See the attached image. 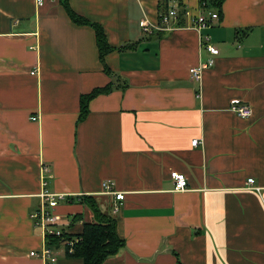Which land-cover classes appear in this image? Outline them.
Segmentation results:
<instances>
[{
	"label": "crops",
	"instance_id": "crops-1",
	"mask_svg": "<svg viewBox=\"0 0 264 264\" xmlns=\"http://www.w3.org/2000/svg\"><path fill=\"white\" fill-rule=\"evenodd\" d=\"M68 1L105 29L111 75L94 28L75 23L63 0H0V264H45L30 254L45 245L31 219L45 189L95 197L112 215L119 205L126 248L103 264H264V0H225L200 32L185 17L152 35L142 18L209 10L200 0ZM203 34L220 53L196 82L190 68L212 56ZM109 83L79 121L81 95ZM234 99L253 115L233 112ZM105 180L125 198L104 194ZM57 211L81 217L73 232L94 219L80 201ZM57 253L56 264H84Z\"/></svg>",
	"mask_w": 264,
	"mask_h": 264
},
{
	"label": "built area",
	"instance_id": "built-area-1",
	"mask_svg": "<svg viewBox=\"0 0 264 264\" xmlns=\"http://www.w3.org/2000/svg\"><path fill=\"white\" fill-rule=\"evenodd\" d=\"M44 0H37L38 5H42ZM181 9L178 7L170 8L160 14L158 22H152L148 18H142L140 21V27L145 34H154L165 30H173L179 26L180 23ZM186 18L188 19V26L197 29L199 32L210 27L213 22L218 20V11H209L207 14H194L191 11H186ZM202 43L211 53L205 62L192 66L190 68L191 78L200 82L202 79L203 71L215 64V56L220 53V50L210 41L209 34H203L201 36ZM34 73V72H33ZM200 95V91L198 92ZM230 109L241 117H250L253 115V108L247 101L241 99H234L231 101ZM36 119V117H33ZM203 144V140L196 138L192 141V145L200 146ZM48 165H43V173H49ZM172 178L175 182L176 190H185L187 188V178L185 174L178 171L171 173ZM255 183L254 178L248 179V184L253 185ZM47 181L43 179V187H46ZM103 193L106 195L114 196L116 200H122L125 198V192L119 191L115 188V182L112 180H105L103 182ZM41 205L40 207L31 213V219L35 227L42 229L45 245L40 250L31 251V255L37 256L44 260L45 264H56L58 262V251L59 247H63L67 254L74 253V247L76 243L82 240L79 236L67 235L70 230V226L73 223V219L70 221L68 218L63 216L57 211V207L60 200L70 201L74 196L69 193H53L45 189L40 193ZM119 211V205L117 203L113 206V214ZM66 234V236H64ZM62 237L59 243L53 242V238Z\"/></svg>",
	"mask_w": 264,
	"mask_h": 264
},
{
	"label": "trees",
	"instance_id": "trees-1",
	"mask_svg": "<svg viewBox=\"0 0 264 264\" xmlns=\"http://www.w3.org/2000/svg\"><path fill=\"white\" fill-rule=\"evenodd\" d=\"M224 1L225 0H200V5L209 11H218L221 15ZM63 5L68 11L70 18L75 23L80 25H90L94 28L100 60L104 65L106 73L111 75V70L105 62V56L112 52L115 47L110 44L103 26L76 13L71 9L68 0H63ZM179 7H181L179 24H182L186 17L185 12L188 10L183 5H179ZM125 47L126 46H123L120 49L122 50ZM113 88V83H109L104 87H96L91 92L82 94L80 97L79 121L84 120L89 114V103L94 97L103 93H109ZM76 201H80L87 205L92 210L94 219L91 221L85 220L82 230L80 232H73L71 231V228L74 226L75 220L76 222L81 220V217L78 215L74 217L67 235L72 237L79 236L82 240L76 243L74 253L69 255L83 259L84 264H103L109 257L116 255L122 249L126 248V241L119 233L118 222L114 217V214L112 215L102 211L95 197H74L71 200V202ZM64 236H66V234H64ZM61 239L62 237H55L52 240L53 242L59 243ZM179 264L183 263L179 261Z\"/></svg>",
	"mask_w": 264,
	"mask_h": 264
},
{
	"label": "rangeland",
	"instance_id": "rangeland-1",
	"mask_svg": "<svg viewBox=\"0 0 264 264\" xmlns=\"http://www.w3.org/2000/svg\"><path fill=\"white\" fill-rule=\"evenodd\" d=\"M112 212H113V209H112Z\"/></svg>",
	"mask_w": 264,
	"mask_h": 264
}]
</instances>
